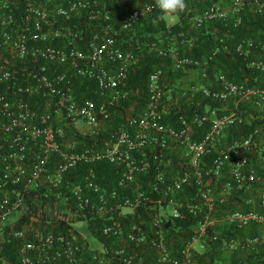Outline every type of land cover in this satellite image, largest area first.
<instances>
[{
  "label": "built area",
  "instance_id": "1",
  "mask_svg": "<svg viewBox=\"0 0 264 264\" xmlns=\"http://www.w3.org/2000/svg\"><path fill=\"white\" fill-rule=\"evenodd\" d=\"M113 1L0 0V264H198L211 241L231 250L262 239L235 240L227 228L264 232V87L224 75L220 89L191 84L216 104L200 111L196 101L178 125L163 122L178 95L166 91L165 69L149 72L141 101L127 84L137 54L116 44L155 1L132 0L120 15ZM248 3L264 8L212 3L193 19L238 23ZM82 10L88 37L72 20ZM217 49L172 64L199 67ZM98 161L116 164L112 184Z\"/></svg>",
  "mask_w": 264,
  "mask_h": 264
},
{
  "label": "trees",
  "instance_id": "2",
  "mask_svg": "<svg viewBox=\"0 0 264 264\" xmlns=\"http://www.w3.org/2000/svg\"><path fill=\"white\" fill-rule=\"evenodd\" d=\"M154 2V0H145ZM214 0H186L187 10L179 15L175 22L166 24L164 21H158L161 15L159 8L155 7L145 17L139 20L134 27L122 31L118 36L116 44L123 50H130L137 54V61L133 67L128 70L127 84L139 89V98L141 101L145 98V82L149 72L154 67H163L164 74L170 78L180 75L181 69H175L173 66V56L183 54L190 55L193 58H208L212 54V49L217 46L214 52V58L218 59L217 65L220 72L234 78L235 81L244 84V86L258 88L263 86L264 71L255 65L258 61L264 62V9L258 12L242 13L239 23L233 24L228 18H212L205 20L201 25H196L192 18L194 14L210 5ZM132 0L113 1L111 5L119 15L123 9L128 8ZM83 22L78 29L84 30L85 36L92 34L91 20L87 18L82 10L81 16H76ZM218 37H215V35ZM215 37V38H214ZM219 38H223L228 44L224 48ZM241 43L242 48L236 50L235 46ZM160 50L163 51L160 52ZM228 57L230 64L228 63ZM234 59V60H233ZM252 62V63H251ZM231 65V68L226 65ZM234 65V66H233ZM211 64H208V69ZM243 75L249 76V80H243ZM254 76V77H251ZM194 84V83H191ZM191 84L186 88L172 89L179 94V100L170 106L169 112L164 113L162 121L178 125L180 115L190 116L193 113L196 101L199 102V110H203L206 103L214 105L211 98L202 95L199 89L192 90ZM77 89L80 92H90V87L85 88L78 84ZM87 89V90H86ZM185 91V93H183ZM193 92L192 100L187 99V94ZM127 104V102H124ZM242 106V105H241ZM114 113V123L121 122V115ZM264 120V118H257ZM235 128H230L228 136L235 133ZM242 131H245L243 128ZM107 131H104L106 134ZM114 163L107 161H98L95 170L98 171L99 178L105 184H112L116 180ZM187 219L194 216L187 215ZM177 220V217H170ZM188 221L182 223L185 227ZM227 233L235 240H243L247 236L263 234L262 239L256 243V247L238 246L231 250L220 246L219 240L211 241L206 252L200 253L195 260L198 264H264V232L257 225L236 226L231 225L227 228ZM224 233L221 234L223 236Z\"/></svg>",
  "mask_w": 264,
  "mask_h": 264
},
{
  "label": "crops",
  "instance_id": "3",
  "mask_svg": "<svg viewBox=\"0 0 264 264\" xmlns=\"http://www.w3.org/2000/svg\"><path fill=\"white\" fill-rule=\"evenodd\" d=\"M231 2H232V0H214L212 3H215L221 7H224V8H228V7H230ZM262 9H264V8H258L253 3H248L246 5L245 9L240 13V18L242 17V13L246 14V12L248 13L249 11L250 12H258V11H262ZM196 14H198V13H196ZM196 14H194V15H196ZM194 15H193V17H194ZM229 20H231V18H229ZM175 21H176V19H172L169 22H167L166 24H170V23H173ZM231 23H233L234 25L237 24V23H234L233 19H232ZM215 37H218V35L216 34ZM229 58L230 59H232V58L228 57V63L230 64ZM217 61H218V59L214 58V60L203 61L202 65L199 67L186 66L180 70V72H181L180 75L174 76L172 78H170L168 76V74H164L163 83L165 85L166 91L171 92V93H175L174 91H169V87L171 85L175 86L174 84H177V88L179 87V88L184 89L191 83H194L197 86L206 85L210 88L220 89L222 87V81H221L220 75H224L226 78L235 81L234 78H229L228 76H226L225 74H223L222 72L219 71ZM209 63L211 64V66L208 69ZM232 64L233 63H231V65H226V63H225L224 65L231 68ZM203 71L206 72V74H207L206 76H203V74H202ZM251 77H254V76H251ZM242 78H243V80L247 81V80H249L250 77L243 75ZM261 87H264V82H263V86H261ZM177 100H179V94L173 100L174 103H176ZM171 104H173V102L171 100L169 103H166L165 106H166L167 112L170 110L169 105H171ZM240 105H242L243 107H246V106L249 107L250 103H249V101H242L240 103ZM263 114H264V112H263ZM263 118H264V115H263Z\"/></svg>",
  "mask_w": 264,
  "mask_h": 264
},
{
  "label": "clouds",
  "instance_id": "4",
  "mask_svg": "<svg viewBox=\"0 0 264 264\" xmlns=\"http://www.w3.org/2000/svg\"><path fill=\"white\" fill-rule=\"evenodd\" d=\"M155 5L160 9L158 21L169 22L178 19L179 15L187 10L186 0H155Z\"/></svg>",
  "mask_w": 264,
  "mask_h": 264
},
{
  "label": "rangeland",
  "instance_id": "5",
  "mask_svg": "<svg viewBox=\"0 0 264 264\" xmlns=\"http://www.w3.org/2000/svg\"><path fill=\"white\" fill-rule=\"evenodd\" d=\"M155 1V0H154ZM175 55V54H174ZM175 86H173V85H171L170 87H169V91H172V89L174 88V89H177V84H174ZM138 91H139V89H138ZM175 93H176V91H175Z\"/></svg>",
  "mask_w": 264,
  "mask_h": 264
}]
</instances>
